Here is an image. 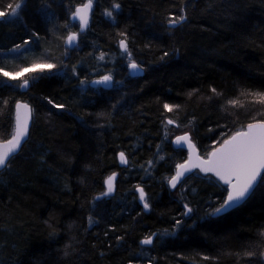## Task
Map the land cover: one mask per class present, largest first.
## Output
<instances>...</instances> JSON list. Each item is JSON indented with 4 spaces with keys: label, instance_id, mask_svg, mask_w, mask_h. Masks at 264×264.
Masks as SVG:
<instances>
[{
    "label": "trees",
    "instance_id": "trees-1",
    "mask_svg": "<svg viewBox=\"0 0 264 264\" xmlns=\"http://www.w3.org/2000/svg\"><path fill=\"white\" fill-rule=\"evenodd\" d=\"M85 1L0 0L4 12L21 2L0 19V68L44 57L55 65L25 91L0 76V141L13 131L16 102L32 109L27 141L0 172V264H264V187L212 218L226 188L194 172L171 191L186 153L163 135L169 118L205 158L264 121L260 97L247 94L264 93V0H93L87 29L66 50L62 37L77 30L69 16ZM122 39L139 77L127 73ZM105 75L110 89L89 85ZM115 171L114 196L93 200Z\"/></svg>",
    "mask_w": 264,
    "mask_h": 264
},
{
    "label": "snow or ice",
    "instance_id": "snow-or-ice-1",
    "mask_svg": "<svg viewBox=\"0 0 264 264\" xmlns=\"http://www.w3.org/2000/svg\"><path fill=\"white\" fill-rule=\"evenodd\" d=\"M93 0H87V3L80 7H77L73 13V18L78 19L80 28L83 30L88 25L89 11L92 9ZM114 8L119 9V4H114ZM21 8V2L8 5V9L12 15L17 14V9ZM8 13L0 11V17H5ZM108 16H112V12H107ZM185 20L184 16L169 20L170 25H176ZM77 33H71L68 35L66 42L71 45L77 38ZM123 35V34H122ZM27 43V41L25 42ZM120 48L129 57V67L136 71L140 69V66L131 59V52L128 49L126 39L120 40ZM20 45L16 46V49L12 51H19ZM104 59V55L99 57ZM55 68L54 64H38L33 63L30 67H26L17 72L4 71L0 68V76L6 77L9 80H19L25 73H35L37 71L44 72L52 71ZM35 76H31L30 79H35ZM112 77L105 75L100 80L94 81L95 84L108 85ZM16 87L21 89H27L29 87V79H23L22 82ZM215 91V90H213ZM249 95H255L260 97V102L264 103V93H247ZM5 103H7L5 101ZM52 103V101H49ZM231 104H236L237 101H230ZM56 107H63L62 105H55ZM165 109L172 110V106L165 104ZM15 125L9 139L0 141V168L6 167L15 154L19 151L22 142L28 136L29 121L32 118V109L27 103L17 102L15 105ZM169 124L173 121L169 120ZM175 144L179 149H183L187 144L190 153L195 150V145L191 143L190 138L187 135L177 136ZM120 162L127 164L128 160L125 153L119 154ZM198 163H193L191 156L189 161L184 164H178L176 174L169 179V184L175 188L180 178L185 173L191 172L193 168H199L204 173H213L219 181L228 185L227 197L220 204L219 207L213 210V215L222 214L230 209L237 207L241 202L246 200L258 187H264V121L249 123L246 131H237L234 135H231L228 139L224 140L219 149L212 152L208 159H201L197 157ZM151 163V162H149ZM191 165V166H189ZM115 174L110 176L106 183L109 186V191L112 190L113 180ZM137 190L140 193V200L143 202L144 208L149 209L150 204L146 199V194L143 188L137 186ZM186 211L183 215L187 216L192 212V209L187 204L184 205ZM180 221H177L179 224ZM143 244H151V237H147L142 241Z\"/></svg>",
    "mask_w": 264,
    "mask_h": 264
},
{
    "label": "water",
    "instance_id": "water-1",
    "mask_svg": "<svg viewBox=\"0 0 264 264\" xmlns=\"http://www.w3.org/2000/svg\"><path fill=\"white\" fill-rule=\"evenodd\" d=\"M85 3H87V1H85L83 4H85ZM83 4H80V5L76 6V7L73 9V11H72V13L70 14V16H69V21H70L71 23H75V24L77 25V27H78V29H77V33H78V34L83 33V32L87 29V27H88V25H87V27H85L83 30H81L79 20L73 18V13L75 12L76 8L82 6ZM92 10H93V6H92V9L89 11V14H88L89 19H90V16H91ZM89 19H88V24H89ZM171 26H175V25H171ZM67 37H68V36H67ZM66 40H67V39H66ZM77 40H78V36H77L76 40H75L71 45H69V44L66 42V47L69 48V49L74 48V47L76 46V44H77ZM120 49H121V48H120ZM121 51H123V50L121 49ZM128 69H129V74H130L131 77H139V76H141L142 73H143V71H142L141 68H140L139 70L134 71V70H132V69L128 66ZM97 80H100V79L93 80V81L91 82V86L94 87V86L100 85V86L103 87V88H109V86H110V84H111V81L109 82L108 85H104V84H95V83H93L94 81H97ZM19 102H21V101H19ZM16 103H17V102H16ZM21 103H25V102H21ZM15 105H16V104H15ZM15 114H16V108H15V106H14V125H15ZM255 123H256V122H255ZM31 124H32V118H31L30 121H29L28 136H27L26 139L22 142L19 151L21 150L22 146L25 144V142L27 141V139H28V137H29V132H30ZM246 130H247V126H246V127L244 128V130H242V131H246ZM183 135H187V136L190 138V140H191V137H190V135H189L188 133H184V134H181V135H178V136H183ZM233 135H234V134H233ZM176 137H177V136H175V137L172 139V147H173L174 149H176V150H182V151H185V152H186V159H185V161H184L183 163H181V164H184V163H186L187 161H189L190 156H191V160H192L193 163H198V162H199V161L197 160V157H199V158H201V159H205V160L208 159L209 156H210V154H211L212 152L216 151L217 149H219V148L221 147V145L223 144V142H224V141H223L220 145H218L217 147H215L214 149H212V150L209 152V154L207 155V157L204 158V157H201V156H200V154H199V150L197 149L196 146H195V150H194L193 152H191V153H190V151H189V148H188L187 144H185V146L183 147V149H179V148L177 147V145L175 144V139H176ZM227 139H228V138H227ZM191 143H192L193 145H195V144L192 142V140H191ZM19 151L15 154V156L19 153ZM118 164H119V167H122V166L124 165V164H122V163L120 162V157H119V155H118ZM189 166H191V165H189ZM4 168H5V167H4ZM4 168H0V172H1ZM176 171H177V168H176V170H175L174 175L176 174ZM193 172H199V173H200L201 175H203V176L209 175V176H211L212 178H214L216 181H218L222 186L226 187V189L228 188V185L223 184L222 181H219L218 178H217L213 173H207V174H206V173L202 172L199 168H193L191 172L185 173V175H184L183 177L180 178V181L177 183V185H176L175 188H177V187H178V186H179V185L185 180V178H187V177H188L190 174H192ZM113 174H115V178H114V180H113L112 190L109 191V186H108V184L106 183V181H107L108 178H109L110 176H112ZM174 175H173V176H174ZM117 178H118V173H117V172H113L112 174L108 175V176L104 179V182H103V192H102L99 196H97L95 199L109 198V197L114 196L115 191H116V181H117ZM168 188H169L170 190H174V189H175V188H173V187L169 184V181H168ZM136 192L138 193V197H139V196H140L139 191L136 190ZM250 196H251V195H250ZM250 196H249V197H250ZM226 197H227V193H226ZM226 197H225V199H226ZM249 197H248V198H249ZM248 198H247L246 200H244L243 202H241L237 207H234V208L230 209L229 211L224 212V213H222V214H217V215H213V214H211V217H212V218H218V217H221V216H223V215H226V214L230 213L231 211H233V210L239 208L240 206H242V205L248 200ZM138 203H139V205L142 207L143 211L147 213L149 209H145V208H144L143 202L140 200V198H138ZM150 237H151L152 242H153V239H154V237H155V234H152ZM142 241H143V240H142ZM142 241L140 242V245L143 246V247H149V246L152 244V243H151V244H147V245H146V244H143Z\"/></svg>",
    "mask_w": 264,
    "mask_h": 264
},
{
    "label": "rangeland",
    "instance_id": "rangeland-1",
    "mask_svg": "<svg viewBox=\"0 0 264 264\" xmlns=\"http://www.w3.org/2000/svg\"><path fill=\"white\" fill-rule=\"evenodd\" d=\"M87 1V0H86ZM6 13H8V15H6L5 17H9V16H11L12 14H11V11L10 12H6ZM5 17H0V18H5ZM70 34V32H68L67 34H65V36L64 37H62V47L64 48V49H66V50H68L69 48H67L66 47V39H67V36ZM123 52V51H122ZM33 63H38V64H46V63H51V64H53L52 63V61H51V59H49V58H47V57H44V58H42V59H39V60H37V61H33L28 67H30ZM129 63H130V60H129V57L127 56L126 57V65H127V72L129 71V69H128V66H129ZM21 69H23V68H19V69H17V70H13V71H11V72H17V71H20ZM44 72H49V71H47V70H45ZM37 73H42V72H39V71H37V72H35V73H25L24 74V76L21 78V79H19V80H17L18 82H17V84H20L21 82H22V80L23 79H29V84H30V82H31V80L32 79H30V77L31 76H34L35 74H37ZM103 77V76H102ZM100 79H101V77H100ZM21 89V88H20ZM262 110H264V103H263V105L260 107ZM170 119L169 118H166L165 119V122H164V126H163V135H164V139L165 140H167L168 138L169 139H173L175 136H178L179 134H181V132L179 131V129H177V126H176V124L173 122L172 124H169L168 123V121H169ZM183 189H185L184 187H183ZM183 189H181V191H183ZM102 192H103V190H102ZM101 193H99L98 195H100ZM138 193L136 194V199L138 200ZM93 200H96L97 201V199H93ZM262 257H263V260H264V252H262ZM200 264H204L203 262H201Z\"/></svg>",
    "mask_w": 264,
    "mask_h": 264
},
{
    "label": "bare ground",
    "instance_id": "bare-ground-1",
    "mask_svg": "<svg viewBox=\"0 0 264 264\" xmlns=\"http://www.w3.org/2000/svg\"><path fill=\"white\" fill-rule=\"evenodd\" d=\"M77 6H78V5H77ZM0 19H1V18H0ZM70 34H71V33H70ZM120 50H121V49H120ZM121 52H122V51H121ZM140 68H141V67H140ZM141 69H142V68H141ZM142 71H143V69H142ZM127 73H128V75L130 76L129 71H128ZM142 74H143V73H142ZM130 77H131V76H130ZM132 78H135V77H132ZM96 79H100V77H99V78H94V79H92V80L89 82V85L91 86V82H92L93 80H96ZM112 85H113V80L111 79V84H110V86H109V89L112 87ZM99 86H100V85H97V86H94V87H99ZM91 87H93V86H91ZM25 90H26V89H22V91H25ZM18 102H19V101H18ZM21 102H22V101H21ZM13 128H14V125H13ZM243 130H244V129H243ZM184 152H185V151H184ZM185 153H186V152H185ZM119 154H120V153H118V155H119ZM208 154H209V153H208ZM208 154H207V155H208ZM118 155H117V162H118ZM206 157H207V156H206ZM126 165H127V164H124L122 167H119V164H118V167H119V168H124V167H126ZM176 168H177V167H176ZM175 170H176V169H175ZM115 172H116V171H115ZM112 173H113V172H112ZM112 173H110V174H112ZM174 173H175V172H174ZM193 173H194V172H193ZM193 173H192V174H193ZM110 174H108V175H110ZM108 175H107V176H108ZM190 175H191V174H190ZM190 175H189V176H190ZM107 176H106V177H107ZM202 176H203V175H202ZM206 176H209V175H206ZM106 177H105V178H106ZM105 178H104V179H105ZM104 179H103V182H104ZM185 179H186V178H185ZM116 182H117V181H116ZM102 184H103V183H102ZM181 184H182V183H181ZM181 184H180V185H181ZM223 187H224V186H223ZM140 188H141V187H140ZM225 188H226V187H225ZM175 189H176V188H175ZM175 189H174V190H175ZM136 190H137V187L135 188V193L137 194ZM171 191H173V190H171ZM101 193H102V192H101ZM97 196H99V195H96L94 198H96ZM143 240H144V239H143ZM141 241H142V240H141ZM141 241H140V242H141Z\"/></svg>",
    "mask_w": 264,
    "mask_h": 264
},
{
    "label": "flooded vegetation",
    "instance_id": "flooded-vegetation-1",
    "mask_svg": "<svg viewBox=\"0 0 264 264\" xmlns=\"http://www.w3.org/2000/svg\"><path fill=\"white\" fill-rule=\"evenodd\" d=\"M75 24V23H74ZM76 25V24H75ZM77 26V25H76ZM77 29H78V27H77ZM70 33H77V30L76 31H73V32H70ZM78 34V33H77ZM78 36V35H77ZM100 88H103V87H101V86H99ZM103 89H106V90H108L109 88H103ZM113 197V196H112ZM112 197H109V198H112ZM109 198H102V199H97V201L98 200H106V199H109ZM185 211H186V209H185ZM144 212V211H143ZM144 213H146V212H144ZM188 216V215H187ZM151 246V245H150ZM149 246V247H150Z\"/></svg>",
    "mask_w": 264,
    "mask_h": 264
}]
</instances>
